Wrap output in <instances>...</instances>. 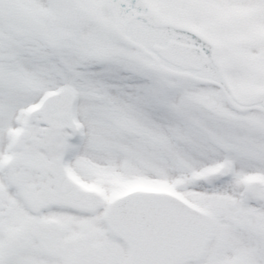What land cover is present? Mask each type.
I'll return each mask as SVG.
<instances>
[{
	"label": "snow or ice",
	"instance_id": "6c2138e0",
	"mask_svg": "<svg viewBox=\"0 0 264 264\" xmlns=\"http://www.w3.org/2000/svg\"><path fill=\"white\" fill-rule=\"evenodd\" d=\"M0 264H264V0H0Z\"/></svg>",
	"mask_w": 264,
	"mask_h": 264
}]
</instances>
